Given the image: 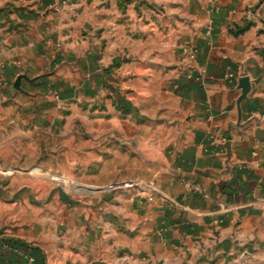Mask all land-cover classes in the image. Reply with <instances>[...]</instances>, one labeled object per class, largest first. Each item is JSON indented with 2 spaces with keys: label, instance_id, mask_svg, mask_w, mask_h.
<instances>
[{
  "label": "crops",
  "instance_id": "obj_1",
  "mask_svg": "<svg viewBox=\"0 0 264 264\" xmlns=\"http://www.w3.org/2000/svg\"><path fill=\"white\" fill-rule=\"evenodd\" d=\"M0 32L42 122L108 92L166 122V219L134 264H264V0H0Z\"/></svg>",
  "mask_w": 264,
  "mask_h": 264
},
{
  "label": "rangeland",
  "instance_id": "obj_2",
  "mask_svg": "<svg viewBox=\"0 0 264 264\" xmlns=\"http://www.w3.org/2000/svg\"><path fill=\"white\" fill-rule=\"evenodd\" d=\"M1 64L0 264H33L32 251L44 264L136 263L133 248L147 243L138 225L166 219V122L132 115L116 92L54 99L55 121L42 122L15 98L22 76L10 82Z\"/></svg>",
  "mask_w": 264,
  "mask_h": 264
},
{
  "label": "trees",
  "instance_id": "obj_3",
  "mask_svg": "<svg viewBox=\"0 0 264 264\" xmlns=\"http://www.w3.org/2000/svg\"><path fill=\"white\" fill-rule=\"evenodd\" d=\"M7 245L11 249V253L9 254L10 257L13 258V255H15V258H16V256H18V255L14 252V251H16L15 249H13L14 246L10 245V244H7ZM29 256L31 258H33V264H44V263H42V261L37 260L38 259V254L35 251L30 252Z\"/></svg>",
  "mask_w": 264,
  "mask_h": 264
},
{
  "label": "water",
  "instance_id": "obj_4",
  "mask_svg": "<svg viewBox=\"0 0 264 264\" xmlns=\"http://www.w3.org/2000/svg\"><path fill=\"white\" fill-rule=\"evenodd\" d=\"M246 82H247V80H245V81L243 82V85H245L246 90H247V89H249V85H247Z\"/></svg>",
  "mask_w": 264,
  "mask_h": 264
},
{
  "label": "built area",
  "instance_id": "obj_5",
  "mask_svg": "<svg viewBox=\"0 0 264 264\" xmlns=\"http://www.w3.org/2000/svg\"><path fill=\"white\" fill-rule=\"evenodd\" d=\"M30 261L32 262L33 261V258Z\"/></svg>",
  "mask_w": 264,
  "mask_h": 264
}]
</instances>
